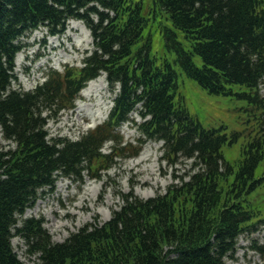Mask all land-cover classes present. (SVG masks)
Returning <instances> with one entry per match:
<instances>
[{
    "label": "trees",
    "instance_id": "1",
    "mask_svg": "<svg viewBox=\"0 0 264 264\" xmlns=\"http://www.w3.org/2000/svg\"><path fill=\"white\" fill-rule=\"evenodd\" d=\"M150 1L151 18L145 0H0V128L16 143L0 151V264H231L239 236L263 220L247 196L260 184L255 170L264 156V0ZM72 18L93 36L84 66L52 71L33 90L13 87L22 37L40 26L56 34ZM159 19L163 53L153 51L150 29ZM101 70L118 88L110 120L77 140L49 136L47 119L72 107ZM181 71L210 94L260 109L261 136L238 164L222 146L239 133L228 138L189 113L179 93ZM138 105L146 118L140 128L163 140L165 159H193L188 179L147 199L125 195L109 220L87 223L63 241L39 219L19 218L57 176L81 177L96 162L106 169L125 156L130 149L114 130ZM108 140L115 153L102 152ZM15 235L37 255L32 263L19 258ZM252 247L264 255V244Z\"/></svg>",
    "mask_w": 264,
    "mask_h": 264
},
{
    "label": "rangeland",
    "instance_id": "2",
    "mask_svg": "<svg viewBox=\"0 0 264 264\" xmlns=\"http://www.w3.org/2000/svg\"><path fill=\"white\" fill-rule=\"evenodd\" d=\"M145 1V13L151 18L152 3L150 0ZM160 21L162 19L150 27L153 34V51L157 53L165 51L163 40L155 36ZM91 37L90 29L79 19H69L65 27L55 35L49 34L46 27H39L23 37L25 46L17 53L14 61L16 80L13 86L24 91L32 90L54 70L65 73L70 68H81L84 65V57L91 54L94 49ZM196 61L201 64L199 58ZM76 73L77 71L75 75ZM99 76L105 80L101 91L89 96L84 95L82 90L92 81L89 80L80 91L73 107L61 109L55 117L47 120L45 129L49 136L77 140L108 119L116 93L110 89L107 71L103 70ZM178 81L179 93L185 106L204 127L223 128V132L228 136L233 134L232 132L240 133L232 144L228 142L223 148L224 155L230 162L238 161L243 148L247 147L251 139L260 136V109L237 96L210 94L182 71L179 72ZM261 92L264 95V89ZM79 98L82 99L81 103L84 106L78 115ZM105 103L109 109L107 108V114L100 118L99 110L103 109ZM69 115L71 119L66 118ZM129 117L131 121H126L118 128L119 135L130 149L126 151L127 156L114 158L111 167L106 169L96 162L80 178L58 177L54 186L46 188L41 197L19 218L39 219L55 241H63L70 233L87 223L101 225L109 220L113 211L120 209L124 204L125 195L147 199L165 193L172 184H180L181 177L188 179L187 174L194 166L193 159L180 154L172 160L165 159L163 142L149 138L140 130L139 125L144 119L139 110L131 112ZM113 145H115L113 141L106 142L102 149L103 153H115ZM15 147L16 143L4 138L0 129V151ZM136 151L138 154L134 156L132 153ZM145 151L150 153L149 158L135 164ZM255 178H261L260 185L247 198L251 201L252 207L261 213L259 217H263L264 156L256 167ZM12 243L19 258L26 263H32L37 259V255L28 254L27 245L21 236H13ZM262 244L264 219L255 224L253 230H246L239 236L237 249L233 258H228L229 262L264 264V255L252 248L253 245Z\"/></svg>",
    "mask_w": 264,
    "mask_h": 264
},
{
    "label": "bare ground",
    "instance_id": "3",
    "mask_svg": "<svg viewBox=\"0 0 264 264\" xmlns=\"http://www.w3.org/2000/svg\"><path fill=\"white\" fill-rule=\"evenodd\" d=\"M92 38V37H91ZM91 39H89V41H90ZM92 42V41H91ZM96 81V82H95ZM105 81V80H104ZM103 79H102V76H99L98 77V79H96V80H92L90 83H89V85L88 86H86L83 90H82V93L84 94V95H91L92 93H95V92H98V91H101L103 88H102V85H103ZM87 96V97H88ZM81 101H82V99H80L79 101H78V103H80V106H79V113H78V115L80 114V112H81V110L83 109V106H84V104H82L81 103ZM101 106V105H100ZM109 106V105H108ZM77 108V107H76ZM108 107H107V105H106V103L103 105V109H101L100 108V110H99V116L98 117H100V118H102V117H104L106 114H107V111H108V109H107ZM77 111V110H76ZM66 118H70V115L69 116H67ZM78 118V117H77ZM71 119V118H70ZM71 122V121H70ZM72 124H74L73 122H72ZM149 156H150V153L148 152V151H145V152H143L139 157H138V159H137V161L135 162V164H137V163H140V162H144L147 158H149ZM144 183L146 182V181H143ZM89 210V209H88Z\"/></svg>",
    "mask_w": 264,
    "mask_h": 264
}]
</instances>
